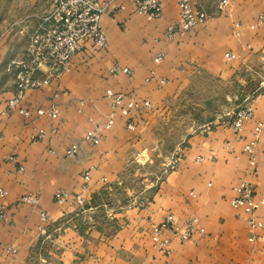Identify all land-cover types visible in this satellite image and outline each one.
Wrapping results in <instances>:
<instances>
[{"label": "crops", "instance_id": "1", "mask_svg": "<svg viewBox=\"0 0 264 264\" xmlns=\"http://www.w3.org/2000/svg\"><path fill=\"white\" fill-rule=\"evenodd\" d=\"M179 1L161 0L162 16L156 19L136 12L129 2H115L101 19L107 45L97 48L86 42L68 70L29 89L21 99L19 107L31 109L32 117L9 104L16 85L4 86L1 80L9 56L24 54L26 41L2 38L0 188L8 195L0 199L7 210L0 218V264H264V228L249 227L244 208L232 205L243 180L257 198L264 197V130L256 147L258 169L250 166L244 148L264 118V90L247 103L254 116L241 131L227 120L190 134L177 152L176 166L165 170L156 184L122 193L133 164L160 149L158 132L167 104L192 80H231L252 56L264 52V21L259 22L264 0H230L220 12L209 10L211 15L195 29L169 40L167 28L179 19ZM52 3L32 0L29 14L42 15ZM36 22L34 17L29 28ZM160 52L165 57L156 64ZM228 52L236 57L228 58ZM115 65L133 73H113ZM154 69L155 77L148 80ZM108 88L124 93L125 102L131 97L150 99L154 108L136 115L134 130L127 126L128 117L118 114L113 127L94 144L86 135L110 112ZM53 104L60 107V120L37 115L38 108ZM40 128L46 135L36 139ZM71 143L80 146L75 156L66 153ZM11 154L24 170L9 162ZM59 188L72 198L57 202ZM29 193L39 197L37 204L21 201ZM75 194H82L84 204ZM169 213L180 224L191 220L205 232L184 241L167 232L171 255L165 257L158 253L152 231ZM255 217L264 222V206ZM251 236L256 239L251 241ZM11 247L16 251H9Z\"/></svg>", "mask_w": 264, "mask_h": 264}, {"label": "built area", "instance_id": "2", "mask_svg": "<svg viewBox=\"0 0 264 264\" xmlns=\"http://www.w3.org/2000/svg\"><path fill=\"white\" fill-rule=\"evenodd\" d=\"M117 1L129 2L134 10L140 14L147 16L149 19H156L162 16L163 5L161 0H53L51 9L40 15V22L31 32L26 46V53L23 58L16 64V94L9 101L12 107H18V111L26 117H32L33 111L29 108L19 107L21 99L27 91L32 88L41 87L55 76H60L69 69L73 56L81 49L83 44L90 41L95 47L102 48L107 45V36L101 27V19L104 14L111 11L113 4ZM230 0H219L217 7L222 10ZM179 19L177 22L171 23L167 28V38L172 40L177 34H184L195 29L203 23L209 13L205 6L199 4L197 0H180L179 1ZM264 21V13L260 14L259 22ZM25 22L24 20L22 21ZM236 26H239L236 23ZM26 31L25 25H21L19 32ZM240 35L239 31H236ZM228 58H235L236 54L228 52ZM165 57L164 52L158 53L154 61L160 63ZM121 71L128 75L133 73L129 67L113 66L112 72ZM156 70L151 71L148 80L155 77ZM165 83V80H160ZM105 96L110 101V112L106 116L104 123L95 124L93 132L86 135V139L94 144L101 141L103 132L109 130L115 124L118 114L128 117L127 126L130 129H136V115L143 111L154 108V103L150 99L138 100L131 97L125 102V94L115 91L112 88L106 90ZM38 116H48L53 120H60L61 110L56 104L49 108L40 107L36 111ZM254 116V108L251 105L240 107L233 116L232 126L237 132L243 129L244 123ZM264 130V118L258 120L253 131V138L245 144V150L249 153L250 166L258 169L256 158V147L259 143L260 136ZM46 135L45 130L39 129L35 135L36 139H41ZM2 133L0 132V140ZM264 149V142L262 145ZM80 146L77 143H71L66 148L67 155L75 156L78 154ZM176 158L173 161L172 168L177 163ZM9 162L17 166L19 170H24V166L19 162L16 155L11 154L8 157ZM84 178L88 181L89 174H85ZM88 182L85 183L87 188ZM239 195L233 199L232 205L237 208H244L247 213V224L253 229L264 228V222L256 220V211L264 206V197H256L255 190L249 182L243 180L237 186ZM8 195L6 189L0 188V199ZM55 200L59 203L67 202L72 198V194L63 188H59L55 192ZM74 198L80 204H84L85 198L82 194H75ZM22 202L37 204L39 197L35 194H24L21 197ZM7 216L6 206L0 202V218ZM46 214L42 213V218H46ZM169 232L172 236L181 240H188L191 236L198 232L203 234L205 229L198 227L191 220H186L180 224L173 213H169L152 231V239L157 251L160 255L168 257L171 255L172 237L167 236ZM264 239V233L261 235ZM251 241L256 236L249 238ZM9 251L15 252V248H9Z\"/></svg>", "mask_w": 264, "mask_h": 264}, {"label": "rangeland", "instance_id": "3", "mask_svg": "<svg viewBox=\"0 0 264 264\" xmlns=\"http://www.w3.org/2000/svg\"><path fill=\"white\" fill-rule=\"evenodd\" d=\"M217 3L218 0L202 2L205 8L208 4L212 5L208 11L214 9L213 11L220 12ZM32 5V0H0V43L4 36L9 35L16 42L25 40L27 46L31 32L40 22V14L37 16L29 14ZM210 13L211 11L209 16ZM34 17L37 22L35 27L30 29L29 25ZM23 24L26 31L21 33L19 29ZM25 53L26 48L24 54L19 57L18 55L7 57L4 78L1 79L4 86L16 85V64ZM263 90L264 52L252 56L231 80L224 81L210 77L192 80L188 88L173 103L165 106L158 132L162 138L160 149L155 150L152 156L140 158L136 164H133L126 175L122 193L127 192L126 188L137 190L144 188L145 184L148 186L156 184L160 175L172 168L173 161L179 156L177 152L181 144L190 134L212 126L217 121L232 120L234 113L240 107L248 105L247 103ZM123 196L121 197L123 201L128 200ZM111 199L107 197L106 201L112 202Z\"/></svg>", "mask_w": 264, "mask_h": 264}]
</instances>
